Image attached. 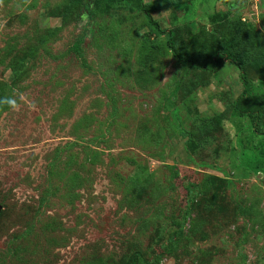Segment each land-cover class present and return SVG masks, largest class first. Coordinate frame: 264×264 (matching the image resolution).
<instances>
[{
	"label": "rangeland",
	"instance_id": "1",
	"mask_svg": "<svg viewBox=\"0 0 264 264\" xmlns=\"http://www.w3.org/2000/svg\"><path fill=\"white\" fill-rule=\"evenodd\" d=\"M264 38V0H0V264H264L239 70L179 81L161 30Z\"/></svg>",
	"mask_w": 264,
	"mask_h": 264
},
{
	"label": "trees",
	"instance_id": "2",
	"mask_svg": "<svg viewBox=\"0 0 264 264\" xmlns=\"http://www.w3.org/2000/svg\"><path fill=\"white\" fill-rule=\"evenodd\" d=\"M121 1L139 6L142 4V0ZM174 1L178 4L183 2ZM150 22L154 29L166 38V46L176 61L179 81H183L191 70L215 73L220 69L223 60L230 61L239 70L243 92L234 101L233 111L238 117H250L254 130L258 133L263 111L249 102L252 90L244 69L252 67L261 74L263 82L257 88L264 94V38L260 34H252L240 20L231 25L221 40H209L207 43L204 42L209 39V35L205 30L189 34L186 27L182 26L179 30L163 31L157 23Z\"/></svg>",
	"mask_w": 264,
	"mask_h": 264
}]
</instances>
